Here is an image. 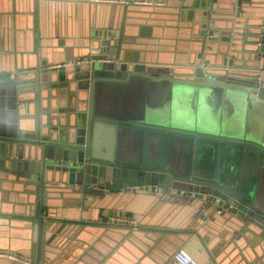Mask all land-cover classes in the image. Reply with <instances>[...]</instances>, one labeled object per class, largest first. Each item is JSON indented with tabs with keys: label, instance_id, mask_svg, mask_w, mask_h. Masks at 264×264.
I'll return each instance as SVG.
<instances>
[{
	"label": "water",
	"instance_id": "obj_1",
	"mask_svg": "<svg viewBox=\"0 0 264 264\" xmlns=\"http://www.w3.org/2000/svg\"><path fill=\"white\" fill-rule=\"evenodd\" d=\"M228 9L195 26L206 38L195 66L128 62L105 35L87 63L0 74V167L28 177L42 194L55 183L83 198L122 188L174 191L222 207L264 239V137L236 134L240 124L220 114L235 94L264 101V0H232ZM219 40L222 60L206 66ZM107 44L109 54L97 52ZM158 84L171 94L178 84L193 87L192 101L171 114L157 111ZM112 91L145 99L132 111L121 100L111 103ZM208 91L216 104L202 103ZM43 212L41 202V222Z\"/></svg>",
	"mask_w": 264,
	"mask_h": 264
},
{
	"label": "crops",
	"instance_id": "obj_2",
	"mask_svg": "<svg viewBox=\"0 0 264 264\" xmlns=\"http://www.w3.org/2000/svg\"><path fill=\"white\" fill-rule=\"evenodd\" d=\"M166 1L145 9L91 0H0V74L55 68L58 62L89 56L105 35L128 62L191 66L206 39L195 33V26L210 22L215 12L221 14L215 19L224 18L232 0H213L212 9L195 7V0ZM215 43L206 66L217 67L222 60L223 41ZM109 49L107 44L97 52L109 54ZM231 108L229 102L222 105L227 124L239 117ZM258 108L249 119L264 134V106ZM174 193L122 188L83 198L55 183L42 194L28 177L0 167V249L37 264H166L180 248L201 264H264V239L257 229L244 228L222 207L208 208ZM117 213L132 214L140 228L109 224ZM0 264L18 263L0 257Z\"/></svg>",
	"mask_w": 264,
	"mask_h": 264
},
{
	"label": "rangeland",
	"instance_id": "obj_3",
	"mask_svg": "<svg viewBox=\"0 0 264 264\" xmlns=\"http://www.w3.org/2000/svg\"><path fill=\"white\" fill-rule=\"evenodd\" d=\"M176 88L173 89L172 94L170 93V87L164 86L162 84H158L155 88V94L153 96V100L156 103V110L161 111L162 113H168L171 114L172 111H174L176 106L182 105V101L184 104L192 101V96H194V88L188 87L189 90L186 89V87L180 86V84L175 85ZM151 91H154V85H152V88H150ZM127 94V93H126ZM122 97L117 96L113 91L111 92L109 96V100L111 103L113 102H119L120 100L123 101L124 106L130 108L132 111L134 108H138L141 105V101H143L145 98H140V94L138 95L136 92L134 94H127ZM204 101L202 103L204 104H216L212 97V93L208 91L205 93ZM124 97V99H123ZM172 97L175 98V101L172 102ZM216 99V97H215ZM232 102V103H231ZM229 103L232 106V110H235L239 117L234 118L236 122H238L240 125L238 126V132L236 134H242L244 135L247 131L251 136L264 137V134H262L260 131H257L258 126L253 124V121L249 119V113L252 112V110H259V106H264V101L261 100H251V98L246 97L244 94L239 95H232L229 96ZM201 104V103H198ZM218 111V110H216ZM222 112L220 111V114ZM217 123L220 124L218 121ZM241 127V128H240Z\"/></svg>",
	"mask_w": 264,
	"mask_h": 264
},
{
	"label": "built area",
	"instance_id": "obj_4",
	"mask_svg": "<svg viewBox=\"0 0 264 264\" xmlns=\"http://www.w3.org/2000/svg\"><path fill=\"white\" fill-rule=\"evenodd\" d=\"M92 2L113 3L123 5H137V6H165L166 0H91ZM91 61L90 56H84L71 61L58 62L54 64L55 68H63L70 65H79ZM108 223L111 225H120L139 229L140 225L136 218L130 213H117L108 218ZM0 257L8 258L18 264H37L33 259L26 257L18 252L9 249H0ZM39 264H48L46 261ZM166 264H201L187 249H178L173 256L166 262Z\"/></svg>",
	"mask_w": 264,
	"mask_h": 264
}]
</instances>
